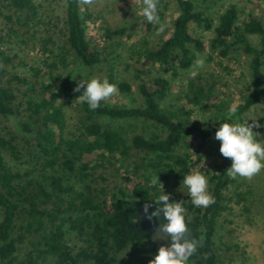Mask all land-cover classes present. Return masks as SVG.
<instances>
[{
    "label": "trees",
    "instance_id": "obj_1",
    "mask_svg": "<svg viewBox=\"0 0 264 264\" xmlns=\"http://www.w3.org/2000/svg\"><path fill=\"white\" fill-rule=\"evenodd\" d=\"M169 1L175 3L178 13L172 33L156 48L148 47L146 40L143 46H130L127 54L139 82L142 103L118 107L105 100L90 110L77 102L76 121L69 131L63 108L72 98L77 100L83 87L79 92H69L65 82L52 77L54 64L47 66L48 72L31 66L32 78L14 73L8 68L12 59L0 51V116L25 113L27 118L24 116L21 128L35 133L30 158L15 168L6 158L19 160L17 138L0 132V264H121L119 254L129 247L146 254L152 251L150 245L159 233V220L146 219L143 205L148 203L152 211V199L162 186L172 180L179 183L185 174L198 170L211 137L228 111L224 100L215 95V82L203 81L202 75L188 80L184 97L191 105L208 104L218 112L210 125L193 120L192 112L184 108L172 110L162 105L170 87L168 77L156 76L150 83L144 79L156 67L169 77L191 69L196 52L205 51L204 41L191 32L192 25L213 32L209 48L222 58L239 50L249 59V82L232 119L243 122L252 107L264 102L263 20L252 16L239 23L240 14L234 4L214 24L206 11L199 9V0H158L160 22ZM83 2L64 0L62 31L66 52L86 67L108 65L109 82L129 92L132 85L116 82L112 74L111 63L117 56L89 41L87 22L93 15ZM0 3H5L0 7L7 11L4 17L12 24L9 37L19 36L14 24L31 30L42 23L35 0ZM143 26L146 33L158 28V24L144 18ZM125 32L124 28H106L104 35L113 38ZM51 39L49 36L45 42ZM80 79L84 78L76 80L74 88ZM19 94L26 97L25 109L21 108ZM109 121L148 123L158 132H128ZM94 154V158H87ZM229 167L207 176L208 191L214 197L211 204L196 207L190 200L185 204L189 212L185 215L188 234L199 240L188 264H224L215 233L218 220L227 211V193L236 181L226 172ZM156 174L162 186L150 183ZM234 195L241 203L250 198L251 192ZM169 199L173 201L171 196ZM71 234L83 243L77 249L69 243Z\"/></svg>",
    "mask_w": 264,
    "mask_h": 264
},
{
    "label": "rangeland",
    "instance_id": "obj_2",
    "mask_svg": "<svg viewBox=\"0 0 264 264\" xmlns=\"http://www.w3.org/2000/svg\"><path fill=\"white\" fill-rule=\"evenodd\" d=\"M35 2L38 6V14L42 16L40 19L42 23L31 30H26L25 27L18 28L14 24L13 27L18 29L19 33L17 37H9L8 31L12 24H9V21L4 17L7 15V11L0 7V51L12 59V62L8 64L9 70L22 76L29 75L32 78V74L29 72L31 66L48 72L47 66L54 64L55 67L51 70L52 77H59L61 82H65V85L71 89L69 91L71 93L74 88L73 83L79 78L87 80L92 76H99L109 79L111 72L108 65L98 64L93 67H86L66 52L62 31L64 0H35ZM141 3L142 0H84L83 2V5L87 6L93 15V18L87 22L89 41L98 49H104L107 54L117 56V59L111 63L114 79L116 82H126L132 85L129 92L118 89L114 96L107 99L112 106L135 107L142 103V98L137 89L139 82L134 76L130 57L127 55L129 48L134 44L136 47L143 46L147 41L148 47H158L160 41L172 33L173 20L178 14L175 3L169 1L164 20L160 22L163 25V30L158 31L160 27L158 25V28L146 33L143 26V16L138 14ZM3 4L5 3H0V6ZM234 4L237 5L240 14L239 23L249 20L252 16L259 17L264 22V0H206L205 2L199 0L198 5L199 9L205 10L206 14L216 24L219 15ZM106 28L111 30L124 28L126 32L122 36L107 38L104 35ZM191 32L204 41L205 51L196 52V59L204 58V67L199 69L195 76L190 75V69L179 71L180 73L175 77L160 73L159 68L156 67L152 74L144 75V79L150 83L149 80L156 76L168 77L170 87L162 105L172 110L184 108V110L192 112L191 118L193 120L202 125H210L214 122L218 112L208 104L195 106L187 103L184 93L188 89V80L202 75L203 81H214L216 85L215 95L219 96L220 100H224L228 109L236 107L242 103L241 92L247 88L249 82V59L239 50L231 53L227 58H222L217 52H212L209 48L210 39L213 37L212 31H206L204 28L192 25ZM1 36H4V39H1ZM49 36L52 39L45 42ZM62 59L65 61L64 64ZM52 80L54 79L52 78ZM19 96V102L23 103L21 108L25 109L27 107L26 97H22V94ZM77 106V100L72 98L63 108L67 118L68 131L71 130L76 121ZM24 116L27 118L25 113L20 116H0V132L6 137L14 135L17 138L19 160L6 158L12 167L15 165V168H20V162L30 158L34 142L35 133L26 132L21 128L25 119ZM243 119L244 121L249 119V123H251V119H256L258 124L264 125V102L252 107L243 116ZM109 122L115 127L123 126L128 132L146 131L148 134L158 132L152 124L148 123ZM253 130L261 133L257 139H264V127ZM219 143L214 136L211 137L204 159L198 167V170L203 171L207 176L217 170H224L231 164L230 158L220 154ZM94 156L95 154L87 155V158L92 159ZM233 177L236 181L227 193V201L225 202L227 211L223 213L216 226L215 242L220 260L224 264H264V168L250 177L239 175ZM163 187L173 201H183L185 208L189 199L183 192L186 189L183 188L181 182L177 183L172 180ZM248 191L251 192L250 198L247 201L237 203V197L234 193ZM185 210V215H189L188 210L186 208ZM163 235L159 232L155 237ZM69 243L75 249L83 244L74 234L69 236ZM166 243V240L158 237L153 239V243L150 245L152 251L148 254L129 247L119 254L121 264H148V261L155 255L157 248Z\"/></svg>",
    "mask_w": 264,
    "mask_h": 264
},
{
    "label": "clouds",
    "instance_id": "obj_3",
    "mask_svg": "<svg viewBox=\"0 0 264 264\" xmlns=\"http://www.w3.org/2000/svg\"><path fill=\"white\" fill-rule=\"evenodd\" d=\"M138 14L149 23L160 25L158 31L163 30L158 15V0H142ZM204 58H197L191 66L190 75L195 76L197 71L204 67ZM83 91L76 97L77 102L86 104L88 109L95 110L102 101L114 96L117 85L109 82L106 77L92 76L87 80L80 79L73 91ZM235 107L227 111L226 119L217 127L214 138L218 140L219 152L223 157L230 158V167L226 170L230 176L250 177L264 168V139H257L261 133L254 131V128L264 127L258 124L256 119L249 123V119L237 123L232 117L236 113ZM155 186L162 183L158 180L157 174L150 180ZM181 184L186 191H183L191 204L196 207H206L214 201V197L208 191V177L201 170H192L185 174ZM170 194L162 191L152 199L155 208L149 211L150 205L145 203L142 207L143 215L151 221L153 217L159 220L156 230L163 233V236H156L153 239L161 238L167 241L157 248L155 255L148 261V264H188L191 257L197 250L199 240L190 237L185 217L183 201H170ZM162 217L163 223L160 222Z\"/></svg>",
    "mask_w": 264,
    "mask_h": 264
}]
</instances>
